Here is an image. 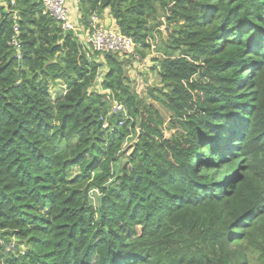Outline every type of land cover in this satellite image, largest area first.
Listing matches in <instances>:
<instances>
[{
    "label": "trees",
    "instance_id": "obj_1",
    "mask_svg": "<svg viewBox=\"0 0 264 264\" xmlns=\"http://www.w3.org/2000/svg\"><path fill=\"white\" fill-rule=\"evenodd\" d=\"M9 9L0 264H264V0H78L81 24L108 10L141 58L165 23L159 86L143 97L128 73L134 55L91 50L41 0ZM51 81L64 86L56 100Z\"/></svg>",
    "mask_w": 264,
    "mask_h": 264
},
{
    "label": "built area",
    "instance_id": "obj_2",
    "mask_svg": "<svg viewBox=\"0 0 264 264\" xmlns=\"http://www.w3.org/2000/svg\"><path fill=\"white\" fill-rule=\"evenodd\" d=\"M44 10L51 16L64 32H73L77 37L79 33L84 36V43L93 51L100 55L105 53H117L119 56H128L133 54L135 59L139 58L134 52L135 43L131 37L122 34L114 25L105 26L102 16L92 14L88 19L85 27L80 30L79 23L74 22L72 17V6L68 5L70 0H41ZM1 6H5V12H11L13 20H16L17 13L10 10V6L14 5V0H0ZM17 28L15 35L10 39L9 45L15 47L16 57H20L18 51ZM81 31V32H80ZM79 38V37H78ZM112 113L125 114V108L121 103L116 101L111 105ZM99 193L97 189L89 191V197L92 193ZM3 239H0V244H3ZM15 241L12 240L5 244L6 251L14 249Z\"/></svg>",
    "mask_w": 264,
    "mask_h": 264
},
{
    "label": "rangeland",
    "instance_id": "obj_3",
    "mask_svg": "<svg viewBox=\"0 0 264 264\" xmlns=\"http://www.w3.org/2000/svg\"><path fill=\"white\" fill-rule=\"evenodd\" d=\"M73 1V0H72ZM0 4V13L5 11V6H1ZM76 19V18H75ZM77 20V19H76ZM165 18H162V21H164ZM153 25V24H152ZM82 34V33H81ZM154 37L150 38L148 43V49L145 51L144 58H137L133 60V63L128 67V73L131 77V79L135 83V87L137 90V93L143 97L146 94V89L148 87H154L159 86V78L157 74L155 73L153 67L156 66V62L154 59H159L164 53L163 51V42L164 39L167 36V30L165 23L159 27V29H156L154 31ZM79 40L84 43V36L83 34L78 36ZM88 47V46H87ZM133 55V54H131ZM139 56V55H138ZM127 57V56H126ZM100 62H103L101 56L98 58ZM105 68L103 67L101 69V73H104ZM101 76V75H100ZM100 76L98 77L97 81H100ZM98 89V87H97ZM64 86L61 81H54L49 82V91L51 95L52 100L58 99L60 96V93L63 94ZM154 105L162 115V117L165 120H168L170 117V112L167 111L161 104L154 102ZM169 132H166V136H169ZM135 140V136H130L126 139L125 143L122 146V150L118 153V161L113 164L112 170L114 174L118 173L120 170V167L127 162L128 155L131 152V144ZM99 193H92L90 194V202L93 206H98L99 204Z\"/></svg>",
    "mask_w": 264,
    "mask_h": 264
},
{
    "label": "crops",
    "instance_id": "obj_4",
    "mask_svg": "<svg viewBox=\"0 0 264 264\" xmlns=\"http://www.w3.org/2000/svg\"><path fill=\"white\" fill-rule=\"evenodd\" d=\"M77 2H78V0H70L69 2H68V5L71 7L72 6V17H73V20H74V22H76V23H79V25H80V30L81 29H83L85 26L83 25V24H81V22L79 21V14H78V10H77ZM77 20H76V19ZM102 18L104 19V22H105V19L106 18H111V16L109 15V12H108V10H106L105 12H104V15L102 16ZM110 25H114V20L111 18V24ZM81 32V31H80ZM80 35H82L81 33H79V36Z\"/></svg>",
    "mask_w": 264,
    "mask_h": 264
},
{
    "label": "water",
    "instance_id": "obj_5",
    "mask_svg": "<svg viewBox=\"0 0 264 264\" xmlns=\"http://www.w3.org/2000/svg\"><path fill=\"white\" fill-rule=\"evenodd\" d=\"M104 24L105 26H109L111 24V18H106Z\"/></svg>",
    "mask_w": 264,
    "mask_h": 264
}]
</instances>
